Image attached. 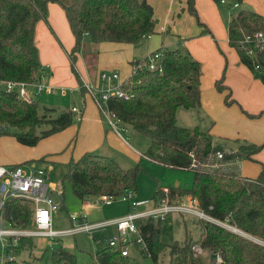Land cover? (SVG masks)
<instances>
[{
    "label": "trees",
    "instance_id": "obj_1",
    "mask_svg": "<svg viewBox=\"0 0 264 264\" xmlns=\"http://www.w3.org/2000/svg\"><path fill=\"white\" fill-rule=\"evenodd\" d=\"M50 2L63 6L75 35V45L68 55L82 95L88 90L75 63L87 38L95 43H137L155 32L154 10L148 0H0V134L7 127L14 128L18 142L28 146H35L41 139L68 128L75 119L80 121L71 107L59 111L46 107L41 111L34 97L27 101L16 91H7L1 86L6 80L34 82L42 78L35 29L39 20H48ZM241 2L234 0L238 6H234L237 9L229 16L228 43L240 61L264 84V15L241 8ZM187 8L197 15L195 0H187ZM199 24L203 32H211L205 23L199 21ZM257 33L263 37L256 36ZM157 50L163 53L162 70L149 68L147 56L133 60V72L120 86L129 96H110L104 106L121 124L130 125L150 138V145L142 156L193 172L190 188L158 184L153 205L164 201L179 203L187 196L193 197L205 213L248 236L215 221L201 220L199 243L189 236L182 242L164 243L160 239L163 218L148 216L136 221L145 242L144 246L136 243L139 251L150 256L154 264H161L160 256L166 249L169 264H264V246L251 238L264 240V164L255 177L244 176L229 167L241 159L256 161L255 155L264 143L243 139L229 146L224 140H216L210 128L180 125L179 107L199 109L201 106L202 63L179 48ZM215 86L221 92L226 91V104L236 102L224 77L216 79ZM99 111L102 114L100 108ZM36 129H41L40 133ZM44 160L42 156L32 161ZM68 167L66 177L81 201L93 200L102 194H134L138 188L139 163L124 167L110 156L86 152L76 160L71 159ZM32 213V202L22 197L9 199L5 206L6 219L13 226H29ZM20 242V247L32 246L33 237H22ZM195 244L202 252L192 248ZM47 249L50 264H79L61 239ZM204 251H209L210 256L217 253L220 260H204ZM5 264L34 263L7 260ZM95 264H138V261L132 253L123 255L106 245L96 252Z\"/></svg>",
    "mask_w": 264,
    "mask_h": 264
},
{
    "label": "rangeland",
    "instance_id": "obj_2",
    "mask_svg": "<svg viewBox=\"0 0 264 264\" xmlns=\"http://www.w3.org/2000/svg\"><path fill=\"white\" fill-rule=\"evenodd\" d=\"M197 7V15H194L198 25L200 26V31L195 36H190L185 39V42L189 40L190 44L196 54L201 58L203 69V79L216 80V78L224 77L225 82L228 77L231 76L230 64L232 60L238 58V54L234 48H232L227 40V25L230 13L235 11L237 7H234V0H226V3H221L216 0H195ZM211 3V4H210ZM241 8L253 9L259 13L264 14V0H242L240 3ZM205 22L211 29V32H203L202 26L199 21ZM50 29H52L50 27ZM55 42L58 47L65 53L64 61H68V66L66 69L62 70L63 76L72 75V80L80 86L79 80L76 77L71 65V60L69 58L67 48L59 37L51 30ZM156 35L162 36L163 45L170 41L173 48H179L184 52H189L190 49L187 44L182 45L181 43H176L174 36L170 32H160ZM175 39L173 42L172 40ZM146 41V38L141 39L139 42ZM37 42V39H36ZM49 46V41L47 42ZM44 46L46 44L44 43ZM48 50V47H46ZM61 50V51H62ZM49 51V50H48ZM146 51V50H145ZM140 50L141 53H145ZM138 52L140 55L141 53ZM81 55V54H80ZM66 56V57H65ZM83 56V55H82ZM67 59V60H66ZM85 59V58H84ZM86 60V59H85ZM41 61V59H40ZM62 65V62H59ZM41 73L43 78H51L50 75L52 71L50 68L46 67L41 61ZM75 68L79 72L81 78L83 79V74L79 65V56L75 63ZM59 70L57 71V74ZM55 76V75H54ZM45 80V79H44ZM1 86L4 88L3 84ZM63 88V90H62ZM65 91V92H64ZM90 90H88L89 92ZM91 93V92H90ZM34 98L38 101L40 110H44L46 107L56 108L57 111L62 109H67L71 104L77 106H82L83 96L80 90L71 89L70 87H61L59 91L53 94H34ZM87 110L91 107L96 112L98 108L96 103L92 100L90 94L85 95ZM197 109L181 107L179 123L180 125L194 126L199 124L201 127L204 125L203 117H199L197 114ZM106 121V115L102 114ZM81 122L74 120L73 124L68 128L54 134L53 138L41 139L36 146H28L18 142L14 133L15 129L11 127L5 128L4 132L0 134V156H4L6 161L4 164H18L23 163L25 168H41L44 169L46 175H49L50 181L57 189L63 191L62 197L64 198V206L60 207L52 212V227L57 230L68 229L72 227V221L70 215L82 211L86 213L88 223L102 222L114 218L126 215L133 208L135 201L139 200H149V203L139 206V209H148L153 206V196L156 191L158 184L161 186H175L176 183L183 188H190L193 181V172L180 168H173L156 162L148 160L146 157L141 156L148 146L150 145V138L143 133L135 130L132 126L127 124H121L122 127H127V140L129 143L139 151L137 152L136 159H131L128 156L121 157L118 154L124 155L123 151L125 147L129 151L135 152L132 148L124 146V144L116 143V148L113 146L106 145V155L114 159L118 157L117 161L122 166L132 167L137 163L140 164V171L138 174V188L134 194H131L129 198L123 199L119 197L115 200L109 202H95L94 200L81 201L73 192L72 186L68 178L66 177L68 172V163L71 159H78L86 152L101 153L102 151H92L88 150L86 146L89 141L84 139L77 150L78 139L80 134ZM203 128V127H202ZM207 127H205L206 129ZM107 129V127H106ZM41 129H36V133H40ZM107 132V130H105ZM104 132V134H105ZM105 139V138H104ZM61 145L58 150L49 149ZM81 148H86L81 151ZM77 150V151H76ZM142 153V154H141ZM54 154L57 156L68 155L67 159H60L63 157L54 156V162L52 161H32L37 160L44 155ZM52 199L55 202L59 201V196L56 192H52ZM185 201H188V196L185 197ZM207 220V219H201ZM201 220L196 215H191L187 213H181L176 211L168 212L163 218L161 225L160 239L164 243H170L173 241L182 242L187 236L193 238V240H199L201 237ZM225 227H230L227 223L221 224ZM6 227V224L3 225ZM230 229L237 231L241 234L247 235V233L239 230L238 228L230 227ZM115 233V227L113 225L95 229L92 232L81 231L76 234L63 235L61 236L62 244L64 248L71 251L76 255L79 264H95L96 252L103 247H106V238L109 235ZM251 237V236H250ZM251 238L258 240L252 236ZM261 240V239H260ZM50 238L46 236H35L33 237V245L25 244L23 247L14 249L13 257L18 262L26 263V261L34 264H50V251L47 249L49 247ZM140 247L134 245L132 247V254L137 259L138 264H154L153 259L150 256L142 254L139 250ZM161 254L160 263L169 264L168 250ZM2 252V245L0 239V253ZM204 260L209 261L210 252L204 251L202 253Z\"/></svg>",
    "mask_w": 264,
    "mask_h": 264
},
{
    "label": "crops",
    "instance_id": "obj_3",
    "mask_svg": "<svg viewBox=\"0 0 264 264\" xmlns=\"http://www.w3.org/2000/svg\"><path fill=\"white\" fill-rule=\"evenodd\" d=\"M148 1L153 6L156 23L155 32L144 37L146 38V41L144 40L142 43L115 41H102L95 43L87 38V40L84 42V49L78 53L79 65L85 84L94 85L96 88L103 87L105 83L100 80L99 76L102 71H118L121 75V78L125 79L133 72V60L146 57L151 52L157 50L160 47L166 49L173 48L170 47V41L166 44V46L163 45V40H161L162 36L156 35L160 32H170L174 38L177 39L176 43H181L182 45L187 44L190 49L189 53L194 58L198 60L201 59L196 54L193 47L188 44L189 40L185 42L187 37L195 36L201 30L195 16L188 11L187 0ZM50 27L52 29H50ZM51 30H53L57 37H59L64 43L65 47L67 48V52L73 48L75 45V35L69 24L65 9L58 2H50L48 4V20H39L35 29V42L37 39L36 44L39 49V58L41 59L42 63L46 65V67L55 72L50 73V75L53 76L51 78H42L44 82L54 87V92H48L47 90H44L38 94H53L59 91L61 87H70L71 89L80 90V86L77 85L74 80H72V75L68 77L61 74L62 70L66 69L68 66V61L67 63L64 61L65 53L61 48L58 47L59 44L57 45L55 42V39L51 34ZM175 39H173L172 42ZM48 41L50 43L49 46L47 44ZM44 43L46 46H44ZM46 47H48L49 51ZM141 48L142 51L146 50L145 53L140 52ZM138 52L141 54L139 55ZM59 62H62V65H60ZM231 63L232 64H230V68L232 73L231 76L228 77L225 84L229 86L232 91V95L236 100V102L232 104L225 103L226 91L221 92L216 88V80H202L203 76L201 77V106L199 109H197V114L199 117H203V121H205L202 127L210 128L216 140H224L229 146H235L236 142L234 141L243 139L259 144L264 143V84L260 79L253 75L252 71L246 65L240 61L239 56L238 58L233 59ZM58 70V73L60 74H57ZM31 91L33 92V95L36 94L34 93L33 89H31ZM87 94H90L92 100L94 103H96L92 93L86 92L84 95H82L84 103L82 106H77L75 104H71L70 106H77L81 110V132L79 134L77 150L79 149L82 141L87 139L89 141L88 145L86 146L88 150L102 151L101 153L106 155V145L116 148V143L120 142L121 144H124V146L132 148L135 152L129 151L125 147L124 150L126 151H123L124 155L118 154V156L121 157L122 160L125 156H128L131 159H136L137 152L139 153V151L136 150L130 144L131 142L127 140V127L124 128L122 125H120V133L112 129L100 113L97 103L95 104L98 108L97 112L91 107L87 110V105L85 102V95ZM180 112L181 107H179L177 111L178 121ZM252 114L255 116H252ZM196 125L199 124H195L194 126ZM183 126L187 125L185 124ZM105 130H107V132H105ZM52 135L54 136V134ZM52 135H50L51 137L47 139L50 140V138H53ZM60 147L62 146H54L49 150H58ZM86 148H81V151ZM44 156L46 158L45 161L54 162V156L58 158L65 155L57 156L50 154ZM67 157L68 155L60 159H67ZM115 158V160H119L118 157ZM255 158L256 161L250 159H241L236 162H232L229 164V167L236 168L244 176L255 177L259 174L264 164V147L259 153L255 155ZM5 161L6 158L4 156H0V164H4ZM119 161L121 162V160ZM177 185L178 183H176V186ZM194 241L195 243H199V240ZM258 241H260L264 246V240L258 239ZM211 256L210 258H212ZM217 260H220L219 255Z\"/></svg>",
    "mask_w": 264,
    "mask_h": 264
},
{
    "label": "built area",
    "instance_id": "obj_4",
    "mask_svg": "<svg viewBox=\"0 0 264 264\" xmlns=\"http://www.w3.org/2000/svg\"><path fill=\"white\" fill-rule=\"evenodd\" d=\"M221 2L225 3L226 0H221ZM234 6H238V3H234ZM256 36L262 38L263 34L257 33ZM147 58L149 68H159L162 70V63L160 60L163 58V53L161 51L155 50L151 52ZM99 76L100 80L105 83L103 87L96 88L94 85L84 84L87 90H90L89 92L92 93L102 114L106 115L107 124L120 133V121L111 114L104 105L110 96H129L120 87L124 79L121 78L118 71H102ZM42 78L34 82L6 80L1 82V84H3L4 89L7 91H16L21 98L31 101L34 97L31 89H33L36 94L44 90L54 92V87L44 82ZM71 108L76 118L80 120L81 110L77 106H72ZM218 156L221 157L222 154L219 153ZM52 192H56L59 196L58 202L52 199L50 195ZM62 195L63 191L57 189L54 184L51 183L50 177L46 175L44 169L35 167L26 169L24 164H0V239L2 245L0 264H5L7 260H15L12 254L14 249L20 247L22 237L46 236L50 238V244H52L56 240L61 239L60 237L63 235L76 234L81 231L92 232L95 229L113 225L115 227V233L106 238L107 245L120 250L123 255H129L132 253V247H134L136 243H141L143 246L145 245L144 239L136 224L138 219L144 217L154 216L165 218L168 212L176 211L196 215L201 219L215 221L219 224H225L205 213L199 207L196 198L189 197L188 201L183 200L179 203L164 201L143 210L139 209V206L149 203V200L135 201L133 208L126 215L96 223H88L86 221V213L80 211L70 215L73 224L71 228L57 230L52 227V212L63 206L64 198ZM130 195L131 194H123L118 196L114 194H102L94 197L93 200L103 203L115 200L119 197L127 199ZM13 197H22L32 202L33 213L29 226H13L6 219L5 206L7 201ZM4 224H6V227H3ZM229 226L233 228V226ZM192 248L198 252H202L199 245L195 244Z\"/></svg>",
    "mask_w": 264,
    "mask_h": 264
},
{
    "label": "water",
    "instance_id": "obj_5",
    "mask_svg": "<svg viewBox=\"0 0 264 264\" xmlns=\"http://www.w3.org/2000/svg\"><path fill=\"white\" fill-rule=\"evenodd\" d=\"M211 257H212L214 260H217V259H218V254H217V253H213Z\"/></svg>",
    "mask_w": 264,
    "mask_h": 264
}]
</instances>
